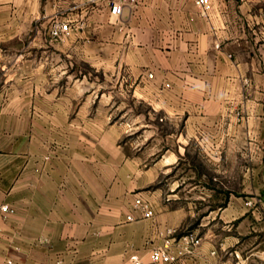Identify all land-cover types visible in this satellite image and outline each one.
<instances>
[{"label": "crops", "instance_id": "obj_1", "mask_svg": "<svg viewBox=\"0 0 264 264\" xmlns=\"http://www.w3.org/2000/svg\"><path fill=\"white\" fill-rule=\"evenodd\" d=\"M211 1L206 15L194 0H131L120 16H112L106 0H0V206L15 209L7 220L0 210V264H118L129 252L141 264H164L153 263L151 252L165 240L176 248L171 264H250L255 257L264 264V220L236 232L227 228L225 237L215 240L216 218L249 221L243 212L234 217L232 200L215 216L213 204L203 203L208 211L201 217L202 232H190L199 244L187 243V234L171 237L207 193L195 180L196 166L189 172L192 182L186 184L183 175L177 190L170 189L177 191L176 206L168 194L161 204L151 202L153 218L130 221L126 216L135 213L138 190L153 183L158 163L141 168L138 155L119 143L123 130L116 123L107 129L98 120L91 135L84 128L89 119L76 120L72 108L27 113L22 99L73 90L72 43L49 42L52 55L38 63L49 65L46 74L41 67L20 68L31 59L5 56L21 45L23 35L41 37L52 18L72 26L74 17L110 16L94 27L99 35L94 61L104 64L111 54L113 64L128 65L135 89L157 98L166 119L177 126L178 148L167 145L162 168L175 159L211 162L213 113L232 111L234 98H245L246 129L259 132L256 138L264 146V0ZM11 96L17 108H10ZM146 175L150 180L144 184L140 179ZM191 194L194 201L187 199ZM247 232L261 239L245 255L239 238ZM147 239L151 243L145 245Z\"/></svg>", "mask_w": 264, "mask_h": 264}, {"label": "rangeland", "instance_id": "obj_2", "mask_svg": "<svg viewBox=\"0 0 264 264\" xmlns=\"http://www.w3.org/2000/svg\"><path fill=\"white\" fill-rule=\"evenodd\" d=\"M102 18L111 19L110 16L104 17L101 14L100 16L71 18L72 33L59 40H52L48 35L49 26L54 21L61 20V18H52L46 32L41 37L35 39L32 32L25 34L19 41L21 42L19 47L13 46L6 50L5 56L9 59L19 56L31 59L32 63L27 62L23 66L20 65L21 69L32 72L41 67L44 70L42 73L46 74L45 71L49 70V65L41 66L38 63L41 59V62L48 61L52 55L53 51H51L49 42H60L66 39L72 43V65L68 64V73L71 72L74 76L73 90L67 93L65 90L59 91L57 97L35 95L26 97L20 103L25 105L27 113L30 112L33 116L34 108H42V111L45 110L44 108H72L76 120L89 119V125L84 128L91 135L97 131L98 120L102 124L105 123L104 128L107 129L114 123L121 126L123 131L120 133L119 143L127 153L138 155L140 167L146 170L149 166L158 163V167L153 171V183L148 182L145 188L138 190V197L150 203L156 201L161 204L168 194H173L175 198L173 202L176 206L177 191L173 193L170 189L177 190V185L179 180L183 179V175H185L186 184L192 182L194 178L189 172L196 166L200 170L201 177H196L195 180L202 185L203 192L207 193H202V199H197L201 205L198 203L190 210L191 215L185 225L177 227L175 231H170L171 237L177 239L182 234L188 235L194 228L202 232L203 226L199 224L204 222L201 217L208 211L203 206L205 202L213 204V216H215L216 211H225L227 202L232 200L235 202L232 210L234 217L239 215L238 212H243V216L249 219L242 225L238 220L225 223L216 218L213 220V233L216 234V241L220 242V239L225 237L227 228L236 232L242 228L255 227L256 222L264 220V146L256 138L259 132L253 133L246 129L245 125L250 114L243 109L248 108L245 98H234L235 105L232 111L228 109L227 113H213V161L202 159L199 163V161H193L192 158L185 161L175 159L172 165L162 168L161 155L167 145H170L175 152L178 148L177 126L166 119L161 109L163 107L157 98L147 97L144 91L135 89L137 82L134 81L133 71L128 65L113 64L111 54H107L104 64L94 61L99 42V35L94 27L100 21L102 22ZM17 68L19 66L14 65V69ZM141 83L144 87V83ZM59 85H65V81H60ZM17 105V98L11 96L10 108H17ZM42 115L44 116V112ZM59 115L64 116L63 113ZM243 122H245L244 126H242ZM78 132L75 126V138L79 136ZM261 138L262 136L259 140ZM194 150L198 152L192 146L191 151L194 152ZM188 154L186 151V155ZM179 175L182 176L179 178ZM149 180V175H146L140 179V182L147 184ZM193 196L191 194L187 199L194 201ZM248 201L252 203L248 204ZM14 213L15 209L12 208V212L4 220ZM260 239L248 232L242 235L239 240L244 244L243 253L247 255V251L252 249ZM149 242L151 243L147 239L144 244L147 245ZM165 242L166 240L156 247L163 246ZM170 242V250L175 252L176 248L172 241ZM132 253L134 252H129L126 260L118 264H129ZM249 262L250 264H262L256 257Z\"/></svg>", "mask_w": 264, "mask_h": 264}, {"label": "built area", "instance_id": "obj_3", "mask_svg": "<svg viewBox=\"0 0 264 264\" xmlns=\"http://www.w3.org/2000/svg\"><path fill=\"white\" fill-rule=\"evenodd\" d=\"M131 0H106L109 6V12L112 16H120L123 8L127 5ZM195 4L201 9L203 15H206L208 11L212 8L211 0H194ZM71 29L69 20H56L54 21L48 28V35L52 40H59L65 38ZM149 77L152 76V73L149 72ZM251 204V201L247 202ZM1 210V218L5 219L6 216L12 212V208L8 204H3L0 206ZM133 212L127 214V220H139V219H149L154 216V208L150 202L147 200L137 197L133 201ZM187 239V243L192 245H197L200 243V239L195 237L192 234H188L185 236ZM170 240H166L163 246L155 247L151 252V260L153 263H164L171 264L176 255L173 251L170 250ZM179 253V251H178ZM2 264H13L12 261H7ZM129 264H141V260L136 253H132L129 258Z\"/></svg>", "mask_w": 264, "mask_h": 264}]
</instances>
